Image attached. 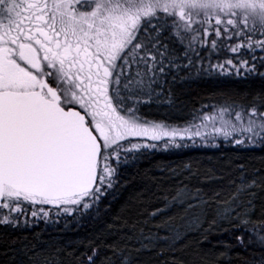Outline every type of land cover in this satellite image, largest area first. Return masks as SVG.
<instances>
[{
    "label": "snow or ice",
    "instance_id": "1",
    "mask_svg": "<svg viewBox=\"0 0 264 264\" xmlns=\"http://www.w3.org/2000/svg\"><path fill=\"white\" fill-rule=\"evenodd\" d=\"M261 69L264 0H0V264H231L228 245L216 258L200 249L213 233L251 248L244 264H264V166L243 162L203 179L190 164L168 170L173 190L153 193L156 204L130 198L83 252L9 238L98 213L123 170L161 147H264V92L203 105L184 124L146 111L174 104L169 77Z\"/></svg>",
    "mask_w": 264,
    "mask_h": 264
},
{
    "label": "trees",
    "instance_id": "2",
    "mask_svg": "<svg viewBox=\"0 0 264 264\" xmlns=\"http://www.w3.org/2000/svg\"><path fill=\"white\" fill-rule=\"evenodd\" d=\"M224 52L220 53L219 62L221 63L228 58ZM213 63H217L215 58ZM261 71L264 72V69ZM169 89L174 101L173 105L161 100L146 111L150 118L166 120L173 124H184L191 121L203 105L218 104L229 98L246 103L257 97L264 92V77L255 74L246 77L243 71L239 75L234 71L231 74L228 71L223 74L219 72L193 74L190 78L176 81L169 77V83L165 85L166 95ZM217 144H219L218 147L189 144L187 147L174 150L150 151L123 170L121 186L116 190L115 198L107 197L98 213L83 217H58L55 223L39 221L21 231L12 232L9 238L19 240L26 238L27 241L37 244L46 252L57 248L83 252L84 245L98 238L107 225L116 223L119 226L120 221L117 217L130 198H135L139 194L141 199L147 200L151 197L153 204H156L153 193L161 195L173 190L177 182L163 175L168 170L180 169L183 165L190 164L193 171L198 172L200 178L203 179L206 170L210 169L221 174L222 169L234 163H247L251 168L264 166V147H239L222 141ZM192 183L196 184L197 181L193 180ZM218 186L217 184L211 185V187ZM170 215L175 217L171 222V227L182 229L180 211L177 209ZM166 218L157 217L152 223H160ZM148 227H151V224ZM3 239V230L0 229V244ZM201 239L200 236L191 235L187 242L196 246L197 241ZM224 245L230 246L231 251L223 259H230L231 264H244L245 260L250 259L252 249L249 248L246 252L237 245L235 237L231 234H210L207 240L202 242L200 249L208 253L210 258H216L225 252ZM2 251L0 247V253ZM144 259L147 257L145 256Z\"/></svg>",
    "mask_w": 264,
    "mask_h": 264
},
{
    "label": "rangeland",
    "instance_id": "3",
    "mask_svg": "<svg viewBox=\"0 0 264 264\" xmlns=\"http://www.w3.org/2000/svg\"><path fill=\"white\" fill-rule=\"evenodd\" d=\"M224 51H225L224 53L227 54V57H228V58L231 57V54L228 53L226 49H225ZM196 122L199 123V121H196ZM218 142L220 143L221 141H216V142H214V143H218ZM189 144H191V145H206V144H203V143H202L201 141H199V140H197L195 144H193L192 142H188V145H189ZM174 149H176V148H170V149H168V150H174ZM158 150H164V149L161 147V148L158 149Z\"/></svg>",
    "mask_w": 264,
    "mask_h": 264
}]
</instances>
